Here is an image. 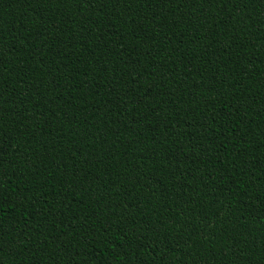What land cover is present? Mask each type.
I'll use <instances>...</instances> for the list:
<instances>
[{"label":"trees","instance_id":"1","mask_svg":"<svg viewBox=\"0 0 264 264\" xmlns=\"http://www.w3.org/2000/svg\"><path fill=\"white\" fill-rule=\"evenodd\" d=\"M0 264H264V0H0Z\"/></svg>","mask_w":264,"mask_h":264}]
</instances>
